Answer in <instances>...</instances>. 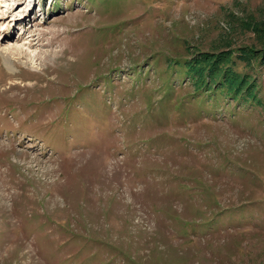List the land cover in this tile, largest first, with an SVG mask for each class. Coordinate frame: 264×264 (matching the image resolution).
I'll use <instances>...</instances> for the list:
<instances>
[{
  "label": "rangeland",
  "instance_id": "1",
  "mask_svg": "<svg viewBox=\"0 0 264 264\" xmlns=\"http://www.w3.org/2000/svg\"><path fill=\"white\" fill-rule=\"evenodd\" d=\"M0 264H264V0H0Z\"/></svg>",
  "mask_w": 264,
  "mask_h": 264
},
{
  "label": "trees",
  "instance_id": "2",
  "mask_svg": "<svg viewBox=\"0 0 264 264\" xmlns=\"http://www.w3.org/2000/svg\"><path fill=\"white\" fill-rule=\"evenodd\" d=\"M202 62H205V61H202ZM210 63L211 64H209V65L211 67V70L218 69L216 61H212ZM194 70L197 71L198 73H200L203 70V68L200 65L197 69H194ZM226 79L227 80H225L226 81L225 83L228 85L230 90H234L233 88H235V89H239L240 87L242 88L246 84L243 79H241V81H239L236 77L234 78L232 76H229Z\"/></svg>",
  "mask_w": 264,
  "mask_h": 264
},
{
  "label": "bare ground",
  "instance_id": "3",
  "mask_svg": "<svg viewBox=\"0 0 264 264\" xmlns=\"http://www.w3.org/2000/svg\"><path fill=\"white\" fill-rule=\"evenodd\" d=\"M7 63H8V61H7ZM9 65V64H8Z\"/></svg>",
  "mask_w": 264,
  "mask_h": 264
}]
</instances>
